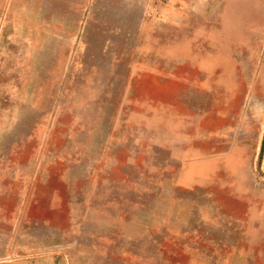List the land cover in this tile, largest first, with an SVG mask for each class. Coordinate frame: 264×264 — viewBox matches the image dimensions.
I'll use <instances>...</instances> for the list:
<instances>
[{"label": "rangeland", "instance_id": "obj_1", "mask_svg": "<svg viewBox=\"0 0 264 264\" xmlns=\"http://www.w3.org/2000/svg\"><path fill=\"white\" fill-rule=\"evenodd\" d=\"M0 264H264V0H0Z\"/></svg>", "mask_w": 264, "mask_h": 264}]
</instances>
